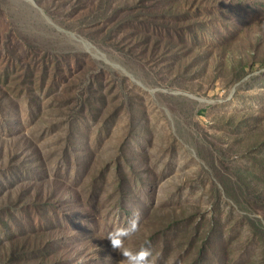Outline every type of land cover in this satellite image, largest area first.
I'll return each instance as SVG.
<instances>
[{"label":"rangeland","instance_id":"1","mask_svg":"<svg viewBox=\"0 0 264 264\" xmlns=\"http://www.w3.org/2000/svg\"><path fill=\"white\" fill-rule=\"evenodd\" d=\"M33 2L0 0V264H127L137 212L149 264H264V0Z\"/></svg>","mask_w":264,"mask_h":264},{"label":"clouds","instance_id":"2","mask_svg":"<svg viewBox=\"0 0 264 264\" xmlns=\"http://www.w3.org/2000/svg\"><path fill=\"white\" fill-rule=\"evenodd\" d=\"M139 220L140 214L138 212L134 213L127 227L117 229L107 236L112 248L123 255L127 264H149V258L152 255L147 247H142L137 252L124 248V240L138 230Z\"/></svg>","mask_w":264,"mask_h":264},{"label":"water","instance_id":"3","mask_svg":"<svg viewBox=\"0 0 264 264\" xmlns=\"http://www.w3.org/2000/svg\"><path fill=\"white\" fill-rule=\"evenodd\" d=\"M31 1L33 2V0H31ZM33 3H34V2H33ZM72 36L75 37V38H78L75 34H72ZM81 40H82L83 42H85V43H87V44L90 45V43H89L88 41H86V40H84V39H81ZM188 96H190L191 98H194V99H196V100L202 101V102L207 101L206 98L196 97V96H194V95H192V94H189Z\"/></svg>","mask_w":264,"mask_h":264},{"label":"trees","instance_id":"4","mask_svg":"<svg viewBox=\"0 0 264 264\" xmlns=\"http://www.w3.org/2000/svg\"><path fill=\"white\" fill-rule=\"evenodd\" d=\"M68 147L66 149H63V154H65L66 152L68 153Z\"/></svg>","mask_w":264,"mask_h":264}]
</instances>
